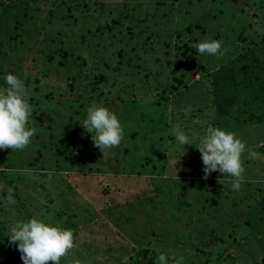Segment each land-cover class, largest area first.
Listing matches in <instances>:
<instances>
[{"label": "rangeland", "instance_id": "1", "mask_svg": "<svg viewBox=\"0 0 264 264\" xmlns=\"http://www.w3.org/2000/svg\"><path fill=\"white\" fill-rule=\"evenodd\" d=\"M208 40L225 55L193 47ZM8 73L37 133L0 150V264H23L8 237L31 218L74 232L60 264H264V0H0V87ZM93 104L124 128L106 157L82 127ZM208 126L257 153L239 191L203 179Z\"/></svg>", "mask_w": 264, "mask_h": 264}, {"label": "clouds", "instance_id": "2", "mask_svg": "<svg viewBox=\"0 0 264 264\" xmlns=\"http://www.w3.org/2000/svg\"><path fill=\"white\" fill-rule=\"evenodd\" d=\"M193 47L200 55L207 54L218 58L227 51L223 49L220 40L203 41ZM4 80L6 86L0 87V150L22 151L31 145L37 133L35 121L32 119L33 106L29 103V93L23 80L12 73H8ZM86 111L82 127L92 134L94 146L106 157L111 149L122 144L124 128L117 115L107 107L93 104ZM188 111H191L190 107ZM193 123L199 124L201 121L197 119ZM172 136L182 146L191 145L189 137L178 128L172 129ZM196 148L201 153L204 165L203 179L207 180L213 172L230 176L233 191H239L245 182V151H248L249 159L257 157V153L247 149L246 142L235 133L213 126L207 127L206 134ZM6 201L9 205L16 203L12 188L7 189ZM8 238L10 244H18L23 264H60L62 258H67L76 247L71 229L52 226L37 218L17 221L11 226ZM169 260L173 264H184L183 256H157V264H169Z\"/></svg>", "mask_w": 264, "mask_h": 264}, {"label": "trees", "instance_id": "3", "mask_svg": "<svg viewBox=\"0 0 264 264\" xmlns=\"http://www.w3.org/2000/svg\"><path fill=\"white\" fill-rule=\"evenodd\" d=\"M217 82H218V81H217ZM217 82H215V83L218 85ZM216 94H217V93H216ZM217 96H218V94H217ZM148 264H153L151 259H148Z\"/></svg>", "mask_w": 264, "mask_h": 264}, {"label": "water", "instance_id": "4", "mask_svg": "<svg viewBox=\"0 0 264 264\" xmlns=\"http://www.w3.org/2000/svg\"><path fill=\"white\" fill-rule=\"evenodd\" d=\"M202 72L204 73V72H205V70L203 69V70H202Z\"/></svg>", "mask_w": 264, "mask_h": 264}]
</instances>
